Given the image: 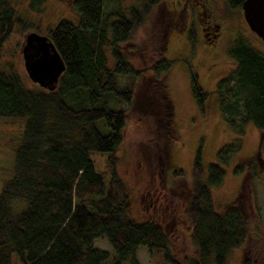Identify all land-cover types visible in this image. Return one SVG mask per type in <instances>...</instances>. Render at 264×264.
<instances>
[{
	"label": "trees",
	"instance_id": "trees-1",
	"mask_svg": "<svg viewBox=\"0 0 264 264\" xmlns=\"http://www.w3.org/2000/svg\"><path fill=\"white\" fill-rule=\"evenodd\" d=\"M160 1L142 0L106 16L101 0H71L78 21L60 20L46 35L65 66L53 90L25 87L19 75L0 70V117L23 119L12 173L0 187V264H140L135 257L140 246L150 264H224L228 252L245 241V194L217 210L209 193L221 182L237 143L217 150L203 178L198 149L193 157L181 214L188 221L194 257L173 254L169 223L127 216V192L115 167L127 124L143 127L151 150L165 152L177 141L165 24H155L139 43L128 46L144 67H133L123 50ZM242 1L225 0L232 8H240ZM14 22L7 0H0V50ZM188 36L194 39L192 29ZM227 55L234 66L216 82L218 106L239 125L252 123L262 136L264 55L241 34L233 38ZM189 88L202 108L208 93L194 73ZM93 153L107 154V177L95 168ZM258 163L264 168L260 157ZM182 174L181 169L171 171L174 178ZM97 237L107 241L113 256L92 245Z\"/></svg>",
	"mask_w": 264,
	"mask_h": 264
},
{
	"label": "rangeland",
	"instance_id": "rangeland-1",
	"mask_svg": "<svg viewBox=\"0 0 264 264\" xmlns=\"http://www.w3.org/2000/svg\"><path fill=\"white\" fill-rule=\"evenodd\" d=\"M141 1L101 0L103 14L118 7L138 6ZM224 1L210 3V7L207 0L202 4L204 8H209L212 17L220 24L219 33L213 41L204 40L197 7L192 2L161 0L150 9L127 44H123L132 66L142 68L145 65L128 51V46L139 43L155 24H165L164 56L171 60L168 91L177 141L166 146L165 152L151 150L143 127L128 123L115 151V167L127 192V216L136 221L162 220L169 223L173 238L172 252L181 259L183 255L193 256L195 250L188 237V221L181 214L182 203L191 184L193 157L198 149L203 178L208 164L216 160L217 150L226 144L237 143L238 149L229 155L223 166L221 182L209 188L213 208L217 210L223 209L240 192L245 194L242 203L248 221L247 236L241 245L228 252L224 264H264V168L258 163L259 157L264 160V134L261 136L252 123L239 125L233 119L234 115L221 111L214 92L216 82L234 66L227 55L233 38L241 34L263 55L264 42L248 28L241 9L229 7ZM7 2L15 22L1 46L0 70L19 75L25 87L37 88L38 84L27 77L23 68L20 48L25 34L34 31L48 35L60 20L76 23L78 14L71 7V0ZM191 29L195 33L192 41L188 36ZM105 53L107 64L111 66L113 60L107 49ZM190 73L196 75L201 90L208 93L202 108L190 92ZM22 127L21 118L0 117V187L12 173L13 153ZM90 157L95 168L103 171L107 177V154L93 153ZM236 165L241 166V171H233ZM173 169H181L182 177L171 176ZM92 245L107 251L109 257L113 256L112 248L103 237L94 238ZM135 257L140 264L151 263L144 247L137 248Z\"/></svg>",
	"mask_w": 264,
	"mask_h": 264
},
{
	"label": "water",
	"instance_id": "water-1",
	"mask_svg": "<svg viewBox=\"0 0 264 264\" xmlns=\"http://www.w3.org/2000/svg\"><path fill=\"white\" fill-rule=\"evenodd\" d=\"M240 8L248 28L264 42V0H243ZM20 52L27 77L38 86L53 90L65 66L49 37L29 31Z\"/></svg>",
	"mask_w": 264,
	"mask_h": 264
},
{
	"label": "flooded vegetation",
	"instance_id": "flooded-vegetation-1",
	"mask_svg": "<svg viewBox=\"0 0 264 264\" xmlns=\"http://www.w3.org/2000/svg\"><path fill=\"white\" fill-rule=\"evenodd\" d=\"M188 1V0H185ZM197 7V15L200 21V24L202 25V35L204 40L207 42L213 41L214 38L219 33V27L220 24L215 21V19L212 17L211 13L209 12V8L203 7V1L204 0H189ZM208 6L210 7V3H221L222 0H207ZM225 2V1H224ZM202 5V7H200ZM199 7V8H198ZM241 9V8H240Z\"/></svg>",
	"mask_w": 264,
	"mask_h": 264
}]
</instances>
